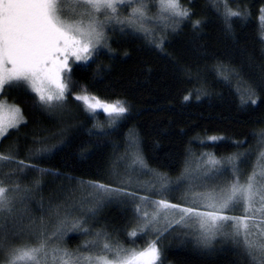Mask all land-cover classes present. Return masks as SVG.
Segmentation results:
<instances>
[{
	"label": "trees",
	"instance_id": "1",
	"mask_svg": "<svg viewBox=\"0 0 264 264\" xmlns=\"http://www.w3.org/2000/svg\"><path fill=\"white\" fill-rule=\"evenodd\" d=\"M225 3L239 15L226 21ZM180 4L188 18L159 26L152 36L109 31L107 47L92 60L71 61L62 112L44 108L30 89L6 87L1 93L22 110L26 123L0 139V153L11 151L25 166L13 163L0 179L12 173L7 178L29 190L30 220L50 219L75 204L86 211L90 205L81 197L89 182L118 188L125 176L155 179L154 173L175 182L203 155L223 161L239 155L241 179L253 171L264 152V0ZM197 20L201 23L194 27ZM85 90L108 103L122 102L128 112L113 121L102 110L86 111L75 99ZM40 147L48 150L37 153ZM135 154L146 168L133 163ZM206 187L211 188L196 190ZM186 191L182 186L153 198L178 202ZM88 219L113 243L144 248L155 241L161 250L158 264H259L224 234L203 247L197 233L180 225L159 235L143 233L131 203L109 202ZM87 238L89 233L75 231L65 243L76 249ZM3 260L0 254V264Z\"/></svg>",
	"mask_w": 264,
	"mask_h": 264
},
{
	"label": "snow or ice",
	"instance_id": "2",
	"mask_svg": "<svg viewBox=\"0 0 264 264\" xmlns=\"http://www.w3.org/2000/svg\"><path fill=\"white\" fill-rule=\"evenodd\" d=\"M121 7L131 9L127 16H121ZM224 9L226 21L239 15L228 8L227 3ZM147 12L148 0H72L71 4L65 0H0V93L6 87L30 89L44 108L62 112L68 91L65 74L72 72L70 61L92 60L101 48L107 47V31L115 30V26H120L121 31L131 29L132 32L150 35V30L145 27L150 20ZM189 16V11L181 6L180 0H158L157 17L152 22H178ZM261 19L264 20V15ZM200 23L197 20L193 26ZM75 99L83 102L86 111L95 113L102 109L113 121L128 112L122 102L108 103L86 90ZM24 123L22 110L0 98V138ZM211 139L216 140L217 137ZM261 139L264 140V132ZM47 150L40 147L36 152ZM13 163L17 168L25 166V162L16 160L11 151L0 153V168ZM133 163L147 167L138 154L134 155ZM240 163L239 155L226 158V164L209 155L207 160L202 161L203 170L198 166L197 173L193 174L186 169L184 179L200 180L205 185L225 171L231 173L222 186L206 187L204 191H197L199 185L190 182L182 198L190 200L191 207L171 203L166 198L153 200L138 192L89 182L88 187L100 194L90 202L89 211L95 215L104 197L127 196L141 221L140 230L143 233L162 234L171 226L169 214L179 213L176 224L195 222L198 242L203 247H208L218 234H224L226 238L242 244L245 253L254 261L264 264V227L260 226L264 225V152L259 154L253 171L243 179ZM10 175L12 173H5V176ZM154 176L155 181L150 185L152 194L165 197L172 190L167 177L159 173H154ZM25 199L18 183H5L4 179H0V254L4 257L3 264H158L160 261L161 250L155 241H150L140 250L124 248L118 243L107 242V235L100 232L95 234L96 242L84 246L87 254L50 246L53 236L62 237L67 216L59 221L55 233L48 234L44 228L37 231L35 222L29 220L25 223L24 215L17 207ZM147 204H151L154 211L149 213L144 210L142 206ZM237 208L241 209V215L228 214ZM80 223L74 220L71 226L76 228ZM226 228L230 231H225ZM255 228H259L258 238L252 236ZM84 231L87 232V229ZM26 235L31 238L23 239ZM129 235L135 237L137 232L132 231Z\"/></svg>",
	"mask_w": 264,
	"mask_h": 264
},
{
	"label": "rangeland",
	"instance_id": "3",
	"mask_svg": "<svg viewBox=\"0 0 264 264\" xmlns=\"http://www.w3.org/2000/svg\"><path fill=\"white\" fill-rule=\"evenodd\" d=\"M65 2L67 4H71L72 0H65ZM157 4H158V0H148V12H147V15L150 18V20H149V22H147L145 24V27L150 30V33H151L150 36H152V34L157 29H160L159 26H163V27L167 26L172 21V20H169L167 22H152V20L157 17ZM130 11H131V9L125 8V7H121L119 9V12H120L122 17L123 16H127L128 12H130ZM263 15H264V12H263ZM119 28H120V26H115V30H119ZM263 28H264V20H263ZM108 32L109 31H107V37H108ZM0 98H1V93H0ZM7 103L11 105V103H9V102H7ZM98 110H102V109H98ZM208 156H209V154L208 155H203L200 158H198L197 161L191 163L190 167L187 168V171H190L193 174H196L198 166H199V168L201 170H203L202 161L207 160ZM210 156H212V155H210ZM212 157H214V156H212ZM214 158L217 159V160H220L222 162H225V164H226V161H223L222 159H218L216 157H214ZM12 167L13 166L10 165L9 167L0 168V172L4 173V172H7L8 170H12L11 169ZM142 171H145V170H142ZM142 171H139L140 172L139 175H144V173ZM25 172H26V170H25ZM185 173H186V170L184 171L183 174H185ZM183 174L177 180H175V182H172V183L169 182L170 189H174V188L178 189V188H181L182 186H185L187 188V186H188V184L190 182L199 185V187H197L196 189H201L202 186H205V182H203V181H200V180L189 181L187 179H184L183 178ZM1 176H2V179L5 180V182L11 183L10 179L7 178L9 176H5L4 174L1 175ZM230 176H231V173L228 172V171H225L224 174L222 176L217 177L216 180L207 181L206 185L210 186V187H212V185L222 186L223 182L226 181L227 179H229ZM23 179H24V177H23ZM154 181H155L154 178L144 179L143 176L142 177L133 176L132 179H129L127 176H125V178L123 180H121L123 186L122 187H118V188H123V189H125L128 192H138L139 195H141V196L147 195V196H150L151 199L155 200V198H153V194H152V191L150 189V185ZM157 187H158V185H157ZM20 188L22 190V193L26 196V199H25L23 204H18L17 207H18V209H20L22 211V214L24 215V218H25V223H28L31 218H29V216L26 214L25 206L27 205L26 203H27V200H28L29 196H28L27 192L23 191L24 188L22 186H20ZM111 188H114V187H111ZM87 189H88V192L86 191V193H84L83 197H81L82 198L81 201H84L86 205H90V202L94 201L95 197L97 195H100V194L95 193L94 190L89 188V187H87ZM139 189H143L146 192H144L142 190H139ZM91 190H92V192H91ZM198 191H201V190H198ZM109 202H115V203H119V204L131 203L133 205L131 199L129 197H127V196H112V197H104L103 202L100 205V207L105 205V204H107V203H109ZM137 202H139V201H137ZM172 203L181 204L182 206H185V207H191L192 206L190 200L186 201L183 198H181V200L178 201V202H172ZM142 207H143L144 210L148 211L149 213L154 211V208H153V206L151 204L143 205ZM228 214L229 215L239 216L242 213H241V209L237 208L235 211H232V212H230ZM95 215H93L89 211V208L86 211L85 210L79 211L77 209V204H75V205H73L71 207V210L68 211V212L60 213V214H58L56 216H53L50 219H45L43 221H34V222H35V227H36L37 231H39L40 228H44L48 234H52V233H55L57 231V226H58L59 221L63 220L65 218V216H67V222L65 224V231H64L62 237L59 236V235L53 236L52 239L49 242L50 246H60V247L66 248L70 252L79 251L81 253L87 254V249L84 246L86 244H90V242H96L97 241V237H96L95 234L97 232H100V233L103 232V230H99V229L93 228L94 226L92 225V222H88L87 223L88 220L90 221V219H88V218L91 217L93 219V216H95ZM168 219H169V221H171V226L180 225V227L187 228V230L190 229L191 232H195V233H197L199 235V233L197 231V225L193 221H189V223L187 225L176 224V220L179 219V213H175V212L174 213H170ZM74 220H79L81 222L79 224V226L76 227V228H73L71 226L72 222ZM259 220H260V217H259V215H257V221L259 222ZM140 223H141V221H140ZM161 226H163V221L161 222ZM260 226L264 227V225H260ZM84 229H87V233H89V238H87L86 240H83L82 242H80L79 245H77L76 249H69L66 246L65 239L70 234H72V232H75V231L85 232ZM225 231H230V228H226ZM222 235L223 234H218L216 236V238H219ZM252 236H253V238H258L259 237V228H255V229L252 230ZM30 238L31 237L29 235H26V236L23 237V239H25V240L30 239ZM134 238H136V236ZM107 242H109L111 244H116V243L119 244V242L113 243L112 240L109 239V238H107ZM120 243L121 244H119V245L124 247V248H134V249H137V250L143 249V248L129 247V246L125 245L122 242H120ZM93 251H96V249H94Z\"/></svg>",
	"mask_w": 264,
	"mask_h": 264
}]
</instances>
